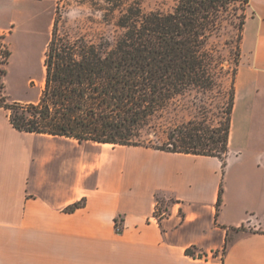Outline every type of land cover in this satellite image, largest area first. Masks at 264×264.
<instances>
[{"label":"crops","instance_id":"crops-1","mask_svg":"<svg viewBox=\"0 0 264 264\" xmlns=\"http://www.w3.org/2000/svg\"><path fill=\"white\" fill-rule=\"evenodd\" d=\"M246 12L236 98L257 88L264 107V0ZM253 160L223 188L220 157L20 131L0 107V264H264V159ZM161 193L172 203L158 215Z\"/></svg>","mask_w":264,"mask_h":264},{"label":"trees","instance_id":"trees-1","mask_svg":"<svg viewBox=\"0 0 264 264\" xmlns=\"http://www.w3.org/2000/svg\"><path fill=\"white\" fill-rule=\"evenodd\" d=\"M227 3L177 0L169 12H145L139 3L132 4L119 17L123 31L113 46L104 40L95 43L84 36L62 34L55 20L44 52L45 84L39 99L9 102L4 95L0 107L10 111L11 122L20 131L217 156L225 166L246 16L225 120L213 125L206 117L191 119L167 131L163 146L144 144L141 138L149 119L176 96L219 85L216 59L206 44L218 29L219 15ZM0 38H5L3 33ZM0 55L1 63L7 65L12 51L3 42ZM218 71L229 73L223 63ZM157 198L160 201L158 194ZM221 200L222 188L218 205ZM81 205L76 202L66 210ZM195 248L189 247L186 253L194 255Z\"/></svg>","mask_w":264,"mask_h":264},{"label":"rangeland","instance_id":"rangeland-1","mask_svg":"<svg viewBox=\"0 0 264 264\" xmlns=\"http://www.w3.org/2000/svg\"><path fill=\"white\" fill-rule=\"evenodd\" d=\"M176 1L23 0L19 7L20 13L0 9V26L7 30L3 33L5 38H0V42L12 51L7 65L1 63L0 55V100L4 95L9 102L25 103L39 99L45 84L44 49L55 20L62 34H68L72 38L84 36L95 43L104 40L113 46L123 31L118 25L119 17L130 5L139 3L145 12H169ZM226 1L228 3L219 15V27L206 44V49L216 59L219 85L212 90L196 89L176 96L144 126L141 138L144 144L163 146L167 131L191 119L206 117L213 125L225 120L233 69L239 55L242 20L247 15L248 6L245 0ZM75 9H80V14L75 18H68V12ZM222 63L228 74L219 73ZM260 95V91L253 88L248 99L242 91L239 98H236L231 130L233 156L226 160L223 167L227 171L223 188L229 171L234 174L238 167L251 166L255 163L253 158L256 155H261L264 159V107L259 104ZM241 153L243 156H240ZM159 200L158 215L167 214L168 206L172 203L170 195L161 193ZM244 228L246 227H240L239 230Z\"/></svg>","mask_w":264,"mask_h":264},{"label":"clouds","instance_id":"clouds-1","mask_svg":"<svg viewBox=\"0 0 264 264\" xmlns=\"http://www.w3.org/2000/svg\"><path fill=\"white\" fill-rule=\"evenodd\" d=\"M80 14V9H75L68 12V18H75Z\"/></svg>","mask_w":264,"mask_h":264},{"label":"built area","instance_id":"built-area-1","mask_svg":"<svg viewBox=\"0 0 264 264\" xmlns=\"http://www.w3.org/2000/svg\"><path fill=\"white\" fill-rule=\"evenodd\" d=\"M121 227L120 226H118V229H120Z\"/></svg>","mask_w":264,"mask_h":264}]
</instances>
